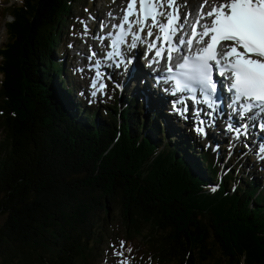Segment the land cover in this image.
I'll list each match as a JSON object with an SVG mask.
<instances>
[{
    "label": "trees",
    "instance_id": "1",
    "mask_svg": "<svg viewBox=\"0 0 264 264\" xmlns=\"http://www.w3.org/2000/svg\"><path fill=\"white\" fill-rule=\"evenodd\" d=\"M19 2L0 49V264L84 261L116 208L158 264H264L263 182L157 121L143 132L133 98L81 117L54 55L74 0Z\"/></svg>",
    "mask_w": 264,
    "mask_h": 264
},
{
    "label": "snow or ice",
    "instance_id": "2",
    "mask_svg": "<svg viewBox=\"0 0 264 264\" xmlns=\"http://www.w3.org/2000/svg\"><path fill=\"white\" fill-rule=\"evenodd\" d=\"M182 9H188L183 19ZM120 12L119 16L108 13L119 23L98 37L101 42L108 40L104 54V60L112 62L108 67L127 70L133 58L126 57L125 49L145 46L148 66L156 65L154 70L161 73L157 83L171 84L166 90L173 96L187 94L172 101L173 110L188 119L186 100H190L194 130L201 135H207L206 128L222 113L218 86L230 94L228 107L241 120H264V0H202L193 9L188 0H126ZM82 23L87 35L88 26ZM106 26L101 22L102 30ZM96 55L91 51L88 59ZM101 68L99 59L91 65L92 96L107 88ZM214 74L223 79H214ZM228 119L227 131L236 139L247 137L248 123L236 127L231 115ZM257 126L264 131V123ZM115 254L124 255L122 251ZM119 264H127V259Z\"/></svg>",
    "mask_w": 264,
    "mask_h": 264
},
{
    "label": "rangeland",
    "instance_id": "3",
    "mask_svg": "<svg viewBox=\"0 0 264 264\" xmlns=\"http://www.w3.org/2000/svg\"><path fill=\"white\" fill-rule=\"evenodd\" d=\"M85 5H81L83 2H86ZM202 0H188L190 3L191 8L193 6L198 5L199 2ZM20 4L19 0H0V49L2 48V45L6 43V24L8 21L12 20L11 11L10 15L7 14L8 10L14 9L16 6ZM117 5L110 2L109 0H74L72 4V9L70 11L69 20L66 21V23L62 24L61 30H62V38L59 42L58 48L54 51L55 59L58 60V58L65 59L68 55L73 54L75 50H78L79 48H82L83 52H86V47H82L83 41H85L86 36H84V23H90L89 17L90 15L97 16L100 14V17H108L109 12L115 11ZM120 11V6L117 7L115 15L117 16L118 12ZM101 23H99V26L96 29L94 26V29L96 32H99ZM88 35V34H87ZM89 39V38H86ZM90 40V39H89ZM87 57V55H86ZM85 57V58H86ZM1 58V55H0ZM84 58V59H85ZM79 64L77 61L74 62V66ZM72 80L75 82V84L72 85V91L70 95H67L65 92H63V96L66 100L70 101L74 106L80 105L76 99L74 100V97L80 98V103H84L85 100L82 98H85L87 95L89 97L88 91L85 92L84 90L88 89V80H82V76L79 75V73H74L72 75ZM4 79L2 75L0 74V87L3 85ZM80 84V86L78 85ZM142 79L138 81L137 87H140L141 89H147L146 87H142ZM135 86L132 88V90H128V87L124 89L122 94H120L121 97V103L123 99L127 98L126 92L129 91L132 93ZM130 94V93H129ZM98 99H94L93 101L89 102V104H92L94 107H90L94 110L99 109L100 112H105L109 110L110 105V98L107 95L99 94ZM161 105H164V102L158 101ZM85 104V103H84ZM128 106H125V109H127ZM139 108L144 110L145 119L144 122L151 123V125H148V129H145L143 127V132H153L152 128L154 127V122H158L160 125L159 127L161 130H163L162 134L164 135V138H175L176 140L174 142H177L176 144H182L183 141H186L190 139L192 142V147L194 148L195 145L202 146L207 145V142L204 135H201L197 133L194 130V123L191 126H187L185 124L184 118L178 119H172L170 116L173 115L172 112H169V106L168 104L163 109L161 106V111L158 110V115H154L152 113H149L151 109L149 105L146 102H142L139 104ZM146 110V111H145ZM147 112V113H146ZM143 114V111L141 112ZM104 115V113H103ZM135 116V113H134ZM168 116V117H167ZM82 117V116H81ZM80 117V119H81ZM141 118V117H140ZM165 123H164V122ZM143 123V121L141 120ZM137 123H133L135 125ZM165 128V129H164ZM207 129L213 133L212 139L214 141L215 138L219 140L218 143H212V147L218 152V158L222 159L223 163L229 167V169H234L236 167V163H238L239 170L236 172V177L238 179L242 177V175H249L251 174L257 181L260 179V183H264V164L262 162L257 161V157L255 156L256 149L252 147L251 145H248L250 142V139H241L240 142H233L228 135H226L224 132L220 133L216 130H212L211 128L207 127ZM156 132V128L154 129V134ZM210 134V133H209ZM1 138V136H0ZM168 139V138H167ZM210 139V137H209ZM170 140V139H169ZM210 143V144H211ZM240 143V144H239ZM245 143V144H244ZM209 144V145H210ZM219 145V147H217ZM199 146L195 147L198 148ZM249 146V147H248ZM254 150L251 152V150ZM230 153V158L227 159L225 156H227L228 152ZM190 157L189 160L193 163H200L199 155L196 157L192 152H189ZM220 154V155H219ZM194 155V157H193ZM238 156V157H237ZM236 159V163L233 161ZM259 162V163H257ZM262 183V184H263ZM213 189V188H212ZM113 218V220H112ZM99 229L102 230V234L100 235L99 239L96 241L95 245L90 247L89 250L86 252V259L84 261H78L75 262V264H119V261L122 259H127V264H158L156 261H154L150 253L145 252V248L139 241H129L125 235L124 227L121 223L120 219V213L118 208L113 209L111 211L110 217L107 218V221L99 225ZM123 241L125 244L128 245V249H125L124 245L123 248L120 246V242ZM129 249L131 251L129 252ZM127 250V251H126ZM123 252V257L116 255V252ZM127 252V253H125ZM216 254V252H215ZM168 264H180V262L175 261H169Z\"/></svg>",
    "mask_w": 264,
    "mask_h": 264
},
{
    "label": "bare ground",
    "instance_id": "4",
    "mask_svg": "<svg viewBox=\"0 0 264 264\" xmlns=\"http://www.w3.org/2000/svg\"><path fill=\"white\" fill-rule=\"evenodd\" d=\"M117 1H119V0H117ZM100 19H101L100 16H94L92 14L89 17V20L92 22V24L90 26L89 34H90V37H92V38H96V37H94V35L96 34V30H94L93 33H92V30H93V28H94L95 25H98ZM89 44H92V46H90ZM104 44H105V40H103V42H101L98 38H96L93 41L85 38V41H83V43H82V47H86V50H87L86 52H83L82 51V48H79L78 50H75L73 52V54L68 55L65 59L64 58L63 59L58 58V60L55 59L58 62H60L61 64L63 63V65L65 66V69L68 71V72H66V71L65 72L67 73L66 76L67 77L69 76V78H70L69 79L70 80V85L73 82L72 75L75 72L78 73L77 72V68H80V69L84 70L85 67H88L91 70V67L83 64L84 58L86 57V55H89L91 51H95L96 54H97L96 55V59H99L100 61H102V56L105 54V49L103 48ZM128 53L129 52L126 51V54H128ZM135 55L133 56L134 57L133 63L132 64H129L127 66V70L124 69V66L123 67L121 66L120 71L116 70L117 67H115V66H112V67H102L101 68L102 69L101 71L105 72L107 76H110L111 79H113V80H107V78H106V81L105 82L107 83V88L105 89L106 90L105 91V95H107V93H108L109 96H110V98H111L113 96V94L116 93V96H117V99H118V102L117 103H118V106H119V109L120 110H122L124 108L123 103L125 101H128L129 100V102L131 104V102H132L131 99L133 98V100L140 101V103L146 102L151 109H154L153 111L149 109V111H151L149 113H152L154 115H158V112H159L158 110L161 111V109H160L161 106L164 109L165 106L167 105V97L164 94L159 93V98H158L157 95L155 94V93H157L156 90H155V93H153L152 92V88L149 89L148 87L144 86L143 84H142V87H146L147 89H143V88L141 89L140 87H137L138 81H140L142 79V77H140V74L141 75H145L144 78L146 79L147 78L146 75H148L149 72L141 67V64L140 63L142 61L139 59L140 56L138 55V52H137V55L139 56V58H138V56H135ZM75 61H77L79 64H77V65L74 66V62ZM94 62L95 61H93V63ZM130 72H133V73H130ZM87 74H92L94 76V71L93 70H91V72L84 71V74H83V76H82L81 79L86 80L87 77H88ZM137 75H139V76H137ZM131 78H134V79H131ZM87 80L89 81V78ZM117 85H119V86H117ZM134 86H135V88L132 91V93L129 92V91L126 92V94H128V95H126V97L127 96L128 97L125 98V99H123V101L121 103L120 94H122V92L124 91L125 88L128 87V90H132V88ZM92 91H93V89H91L90 92H88L90 99H92V98L95 97V96H92L91 95ZM67 95H70V93L67 92ZM158 101L164 102V105H161ZM77 102L80 104V106L79 105H76V108H77V106H79L80 110L82 109V117L85 115V113H87L88 110L95 111L94 109L90 108V107H94V106L92 104H89L87 101L84 102L85 104L83 102L82 103H80L79 101H77ZM143 112H144V110H143ZM97 117H98V115H97ZM170 117L172 119H175V120H177L176 118H178V119L183 118L182 116H179L177 114H174V115H172ZM188 117H189L188 119H185L184 118L185 119V124H187V126H191V125H193L192 110H189ZM220 122H223V119H216L215 124L211 126V131L212 130L213 131L214 130H218L219 131V135H220V133H223L224 132V130H221L220 127H219V123ZM206 132H207V135L205 136L204 139H206L205 141L207 142V144H210L211 142L212 143L213 142L214 143H218L219 142V140L217 138H215L214 141H213V139H212L213 133L210 132L207 128H206ZM209 137H210V139H209ZM167 138H168L167 139L168 141H172V142L175 141L172 137L171 138L167 137ZM212 143L210 144L211 146H212ZM211 146H209V147H211ZM217 147H219V145ZM259 151H260L261 154H264V152H261V148H259ZM217 155L218 154H216L217 160H220V158H218ZM257 163H259V162H257ZM258 181H260V179H258ZM261 187L264 188V183L261 184Z\"/></svg>",
    "mask_w": 264,
    "mask_h": 264
},
{
    "label": "clouds",
    "instance_id": "5",
    "mask_svg": "<svg viewBox=\"0 0 264 264\" xmlns=\"http://www.w3.org/2000/svg\"><path fill=\"white\" fill-rule=\"evenodd\" d=\"M72 92H73V91H72ZM75 99H76V101H79V100H80V98H76V97H75ZM80 101H81V100H80ZM80 101H79V102H80ZM74 110H75V109H74ZM76 111H77V108H76ZM77 112H78V111H77ZM77 115H78V113H77ZM164 123H165V122H164ZM174 140H176V139L174 138ZM176 143H177V142H176Z\"/></svg>",
    "mask_w": 264,
    "mask_h": 264
}]
</instances>
